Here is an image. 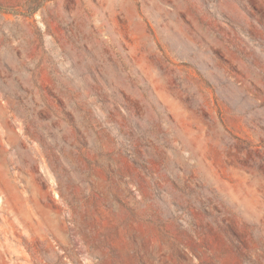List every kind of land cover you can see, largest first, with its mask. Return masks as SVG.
<instances>
[{
	"label": "rangeland",
	"instance_id": "1",
	"mask_svg": "<svg viewBox=\"0 0 264 264\" xmlns=\"http://www.w3.org/2000/svg\"><path fill=\"white\" fill-rule=\"evenodd\" d=\"M0 264H264V0H0Z\"/></svg>",
	"mask_w": 264,
	"mask_h": 264
}]
</instances>
